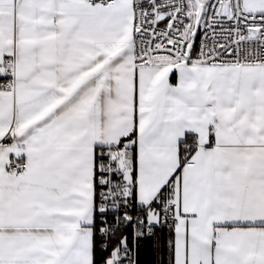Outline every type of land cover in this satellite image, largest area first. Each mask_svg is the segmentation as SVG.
I'll return each mask as SVG.
<instances>
[{"label":"snow or ice","instance_id":"obj_1","mask_svg":"<svg viewBox=\"0 0 264 264\" xmlns=\"http://www.w3.org/2000/svg\"><path fill=\"white\" fill-rule=\"evenodd\" d=\"M264 264V0H0V264Z\"/></svg>","mask_w":264,"mask_h":264},{"label":"trees","instance_id":"obj_2","mask_svg":"<svg viewBox=\"0 0 264 264\" xmlns=\"http://www.w3.org/2000/svg\"><path fill=\"white\" fill-rule=\"evenodd\" d=\"M166 234H160L156 238H142L136 248L138 264H160L161 260H167Z\"/></svg>","mask_w":264,"mask_h":264}]
</instances>
